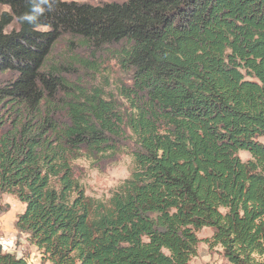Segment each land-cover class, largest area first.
<instances>
[{"label":"trees","instance_id":"trees-1","mask_svg":"<svg viewBox=\"0 0 264 264\" xmlns=\"http://www.w3.org/2000/svg\"><path fill=\"white\" fill-rule=\"evenodd\" d=\"M0 7V195L25 204L13 227L41 264H189L203 228L228 264H264V0ZM66 36L116 47L131 85L106 94L49 68ZM126 143L130 175L87 197L73 163ZM0 264L28 263L0 249Z\"/></svg>","mask_w":264,"mask_h":264},{"label":"rangeland","instance_id":"rangeland-1","mask_svg":"<svg viewBox=\"0 0 264 264\" xmlns=\"http://www.w3.org/2000/svg\"><path fill=\"white\" fill-rule=\"evenodd\" d=\"M78 4L97 6L109 3H123L124 0H60ZM7 8L0 7V14ZM81 41L68 36L62 37L52 48L48 57V67L63 73L73 83L90 85L104 90L106 94H117L119 88L129 87L130 76L123 73L116 64V47L91 50L80 46ZM12 78L11 74L0 75V84ZM127 151L113 157L95 160L80 159L73 163L74 176L82 186L87 197L99 200L109 198L112 190L131 173V144L126 143ZM238 157L245 162L249 159L246 152H239ZM0 205L6 211L0 214V235L10 243L8 253L23 258L31 264H41L39 252L34 244L27 241L25 235L14 230L16 217L24 212L25 204L10 195H0ZM211 230L203 228L196 233L201 241L197 247V256L189 264H228L219 248L209 250L205 240ZM3 252H7L3 250Z\"/></svg>","mask_w":264,"mask_h":264},{"label":"bare ground","instance_id":"bare-ground-1","mask_svg":"<svg viewBox=\"0 0 264 264\" xmlns=\"http://www.w3.org/2000/svg\"><path fill=\"white\" fill-rule=\"evenodd\" d=\"M9 248H11L10 243L7 242L3 236L0 235V249H1L2 251L5 250V251H7V252H5V253H8V249H9ZM9 254H11V253H9ZM12 255H13V254H12ZM26 262H27V261H26ZM27 263H28V262H27ZM28 264H31V263H28Z\"/></svg>","mask_w":264,"mask_h":264},{"label":"clouds","instance_id":"clouds-1","mask_svg":"<svg viewBox=\"0 0 264 264\" xmlns=\"http://www.w3.org/2000/svg\"><path fill=\"white\" fill-rule=\"evenodd\" d=\"M21 20H24V21H27L29 23H33V16L29 15L28 13H25L23 14L21 17H20Z\"/></svg>","mask_w":264,"mask_h":264},{"label":"built area","instance_id":"built-area-1","mask_svg":"<svg viewBox=\"0 0 264 264\" xmlns=\"http://www.w3.org/2000/svg\"><path fill=\"white\" fill-rule=\"evenodd\" d=\"M9 242H10V243H14V241H13V240H9ZM14 244H15V243H14Z\"/></svg>","mask_w":264,"mask_h":264}]
</instances>
